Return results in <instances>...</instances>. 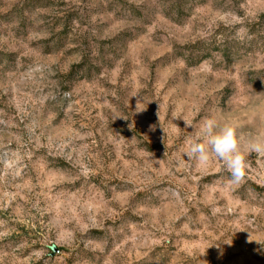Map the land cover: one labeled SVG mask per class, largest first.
<instances>
[{
	"label": "rangeland",
	"instance_id": "obj_1",
	"mask_svg": "<svg viewBox=\"0 0 264 264\" xmlns=\"http://www.w3.org/2000/svg\"><path fill=\"white\" fill-rule=\"evenodd\" d=\"M209 118L239 185L188 155ZM253 140L264 0H0V264H264Z\"/></svg>",
	"mask_w": 264,
	"mask_h": 264
},
{
	"label": "clouds",
	"instance_id": "obj_2",
	"mask_svg": "<svg viewBox=\"0 0 264 264\" xmlns=\"http://www.w3.org/2000/svg\"><path fill=\"white\" fill-rule=\"evenodd\" d=\"M186 125L191 127L187 122ZM246 151L264 155V140L251 141ZM244 152L237 131L231 124L219 125L209 118L190 141L188 155L202 167L209 165L213 158L221 160L230 173L228 183L239 185L244 181L248 168Z\"/></svg>",
	"mask_w": 264,
	"mask_h": 264
}]
</instances>
